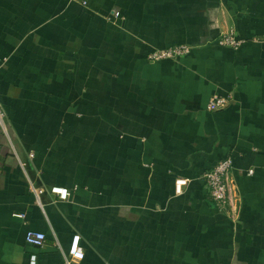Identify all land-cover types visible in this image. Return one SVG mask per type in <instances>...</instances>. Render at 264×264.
<instances>
[{"label": "crops", "instance_id": "crops-1", "mask_svg": "<svg viewBox=\"0 0 264 264\" xmlns=\"http://www.w3.org/2000/svg\"><path fill=\"white\" fill-rule=\"evenodd\" d=\"M0 110V264H264V0H0Z\"/></svg>", "mask_w": 264, "mask_h": 264}, {"label": "built area", "instance_id": "built-area-1", "mask_svg": "<svg viewBox=\"0 0 264 264\" xmlns=\"http://www.w3.org/2000/svg\"><path fill=\"white\" fill-rule=\"evenodd\" d=\"M114 18L119 17V13L113 14ZM243 42L237 40L232 34L221 36L216 44L220 47H228L232 49L238 48ZM191 51V47L188 45H179L173 48L164 50H153L147 55V60L150 62H160L164 60H178ZM230 97L228 96H213L207 105L209 112H215L222 110L228 106ZM4 114L0 110V122ZM233 168V159L229 156L219 161L215 166L206 170L202 176L201 181L206 192V199L214 209L221 213L229 215L232 209V194H233V182L231 179ZM252 171L247 172L248 175H252ZM176 192L181 194V188L187 185V180H176ZM34 192V191H33ZM48 193L55 197L57 201H68L71 194L70 191L62 187H51ZM35 196L37 193L34 192ZM25 243L31 247L40 249L45 245V236L37 232H27L25 236ZM82 255V248L80 246V237L74 236L71 241V245L64 255L65 263L72 264L74 260ZM35 257H31V264H34Z\"/></svg>", "mask_w": 264, "mask_h": 264}]
</instances>
